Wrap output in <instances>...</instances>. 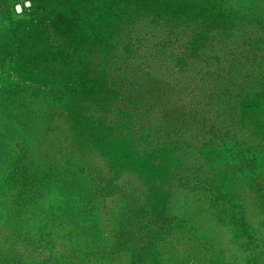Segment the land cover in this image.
Returning <instances> with one entry per match:
<instances>
[{
  "label": "rangeland",
  "instance_id": "rangeland-1",
  "mask_svg": "<svg viewBox=\"0 0 264 264\" xmlns=\"http://www.w3.org/2000/svg\"><path fill=\"white\" fill-rule=\"evenodd\" d=\"M0 264H264V0H0Z\"/></svg>",
  "mask_w": 264,
  "mask_h": 264
},
{
  "label": "trees",
  "instance_id": "trees-1",
  "mask_svg": "<svg viewBox=\"0 0 264 264\" xmlns=\"http://www.w3.org/2000/svg\"><path fill=\"white\" fill-rule=\"evenodd\" d=\"M26 5V4H25ZM17 12V11H16ZM19 13V12H18ZM52 32L53 34V38L54 40H59L60 38H62V35H63V32H64V39L65 40H68L69 37L65 36L66 35V32L63 30L62 28V24L61 25H58L54 28V26H52V29L50 30V33ZM41 34L44 36V34L41 32ZM42 38V37H41Z\"/></svg>",
  "mask_w": 264,
  "mask_h": 264
},
{
  "label": "water",
  "instance_id": "water-1",
  "mask_svg": "<svg viewBox=\"0 0 264 264\" xmlns=\"http://www.w3.org/2000/svg\"><path fill=\"white\" fill-rule=\"evenodd\" d=\"M30 4H31L30 1H27V2H26V5H30ZM22 9H23V6H22L21 4H17V5H16V11H17V12L20 13V12L22 11Z\"/></svg>",
  "mask_w": 264,
  "mask_h": 264
}]
</instances>
